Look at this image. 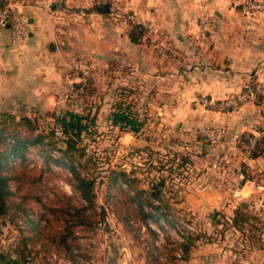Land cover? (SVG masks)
<instances>
[{
  "label": "crops",
  "instance_id": "0c3cea01",
  "mask_svg": "<svg viewBox=\"0 0 264 264\" xmlns=\"http://www.w3.org/2000/svg\"><path fill=\"white\" fill-rule=\"evenodd\" d=\"M5 1L22 10L28 23L17 43L8 28L0 29V112L19 118L62 111L80 94L110 102L112 115L119 100L141 122L142 116L156 115L150 130L162 135L163 142L165 133H172L182 139L180 143L147 142L140 135L144 127L148 129L144 124L138 131L117 124L115 129L120 130L127 153L138 150L137 159L129 160L140 165L148 161V145L154 150L151 154L169 148L192 151L191 183L173 190L164 187L170 198L162 191L156 201L168 213L187 210L204 222L210 239L190 246L188 264H264V191L259 188L264 186V155L248 157L245 139L248 134L264 136V96L227 111L197 101L225 99L240 94L248 84L264 85V11L245 10L250 0ZM201 4L209 17L204 42L198 24ZM106 5L109 11L102 12ZM129 12L151 27L137 42L131 38V24L119 16ZM154 43L167 50L155 49ZM83 64L94 70L89 94L83 92L84 72L75 70ZM95 113L103 116L101 107ZM204 128L219 135L209 138ZM183 140L191 142L183 145ZM178 161L170 164L172 181L185 176ZM140 170H133L132 163L125 170L139 185L132 187L116 175L108 186L118 191L122 183L121 192L131 195L137 189L147 191L148 183L142 180L146 175ZM243 213L249 219L240 220ZM165 222L175 223L171 217L161 222L163 227ZM130 249L128 264H151L149 252Z\"/></svg>",
  "mask_w": 264,
  "mask_h": 264
},
{
  "label": "rangeland",
  "instance_id": "374dc122",
  "mask_svg": "<svg viewBox=\"0 0 264 264\" xmlns=\"http://www.w3.org/2000/svg\"><path fill=\"white\" fill-rule=\"evenodd\" d=\"M83 65L86 66L89 64ZM85 66L80 67L79 65L75 68V70L79 73L80 71L84 72V70L86 69ZM90 72L91 74L86 78L88 81L83 80L85 76L83 75V84L86 82H91L94 70L91 68ZM78 75L81 78V74ZM248 85L245 86L242 92L246 90ZM92 88L93 86H91V83L88 87L85 84L83 86V92H86V90H92ZM122 92L123 91H121V93ZM120 102L123 103L124 101L119 100L117 101V104H115H121ZM247 102H244L243 104ZM110 104V102H98L92 100L91 97H88L86 95L80 96V94H78L76 99L66 102L65 109H62V111L55 110L51 112L44 111L42 113L36 112L32 115V118L36 120L37 125L39 126V131L42 130L46 134L51 133L53 130L55 132L57 131L55 133L56 135L54 136L58 137L57 142L61 146H65L66 142L64 135L61 133V124L59 119L62 118L64 114L68 116H71V114H73L81 117L82 124L86 126V130L82 132L81 140L78 144L79 148L84 149L83 151H81L82 155L78 156L79 158L77 159V163L78 168L80 169L82 174L89 179L94 180L93 189L96 196L95 206L93 208L89 207L88 204L77 195L78 193L69 182L68 179L72 177L71 171L67 167L52 164V171H47L44 173L48 187L45 189L44 194L42 192H39L38 195H41L46 205L52 208L70 206L69 203L63 201L62 195L65 194L67 196H70L72 198V201L70 202L71 205L76 207L77 209L84 210V215H86L87 223L77 224L73 228L74 238L72 239L73 250H71V252L66 251L64 246H61L60 248H57L55 246H44L43 243H45V241L42 240L43 238L36 242L30 241L29 253L31 252L32 256L34 257L32 264H128V261L130 260L128 259L129 249L131 246H134V249L138 251V254L140 252V248L149 252V256H151V258L149 257L151 259V264H161L163 262H166L168 264H177L174 254L175 249H173V247L167 246L168 244L173 243L176 240L175 236L172 235V232L170 233V230L175 226V224L170 226L167 222L163 223L164 229H162L166 234H168L166 235L167 245L157 243V232L153 235L147 229L145 222H143L141 218H139L137 212L130 210V205H128L129 211L131 213L129 220L127 222H124L121 219L122 214L120 212H122L124 208L122 202H119V200L124 199V195L121 192L123 185L122 183H120V187H118L117 189L118 191L112 190V188H110L108 185L111 178L116 175H122L121 173L124 172L128 176V174L130 173L126 172L125 170L129 167V164L132 163L133 170L137 172L140 169L145 168L144 166L146 163H151L152 161L150 160H156L155 163H151V165H148L146 167L147 170H140L141 172L144 171L143 173L146 175L145 180H142L144 181V183H148V193L151 192L152 186L154 187L156 185H159L161 182H163L165 189L168 188V190L184 187L185 185L191 183L190 178L193 177V170H191L190 166V162L192 160L191 155H193V153L191 150L187 149L176 151L173 148H169L165 153L160 152V154H158L157 152L155 154H151L152 151L154 152V150L151 148V145H148L149 150L146 151L148 153V161L144 162L143 160L142 164L140 165V161L136 160L134 162L129 160V158L137 159V154L139 152H137V149V151H130L128 153L125 151L122 140L120 138V130L115 129L116 125L113 123L111 110L114 107ZM100 107L102 109L103 116L98 117L95 111ZM147 114H149V111ZM155 116L156 115H145L141 117V120L144 121V125L147 126L148 129L144 127L143 132L140 135H143L144 139L147 142H152L155 145H166L168 143L169 145L174 146L175 144L180 143L179 140L182 139L174 137L172 133H165L166 137L163 138L166 141L163 142V140H160L162 135L150 130L149 126L151 125V122L155 120ZM21 117L22 116H20L19 118ZM77 125L78 124H76V130L79 127ZM118 125L120 124L117 123V126ZM201 134L203 135V133ZM190 142L191 141H182L183 145H189ZM81 152L79 151L78 154H81ZM53 153L55 155L59 154L58 151H53ZM142 155L145 158V155ZM30 156L34 159V163L30 165V168H35L34 174L38 175L40 172V170L38 169L44 166L43 157L38 153V149H31ZM177 158H179V165H183L181 173H185V176L183 177L182 174L177 170L178 173L181 174V180L172 181V179L170 180V169L172 168L170 167V164L177 160ZM188 159H190V161ZM165 166L166 168L161 170ZM162 171H164V173ZM171 173L173 172L171 171ZM168 179L169 181L167 182ZM138 182L135 184L139 185ZM164 187L160 189L161 193L165 190ZM27 189L33 190L32 187H25L23 191ZM23 191L16 193L11 198V200L14 202H21V195ZM118 192H120V195H113L114 193ZM163 195L167 199L170 198L168 193L165 191ZM157 199L159 198L153 197L154 201H157ZM26 206H29L26 208L32 207L34 212L29 213L32 218L37 219L40 213L39 211H46L41 207L39 203H37L36 199L34 198L26 201ZM14 212L15 211H12L11 209L10 215H13ZM46 215V218L52 219V226L57 228L62 224L58 219L55 218V213L48 212L46 213ZM169 215L171 216L173 223L177 221V218H182L185 221L193 222L194 224H196L199 230V234H195V236L190 237L195 238L200 234L207 235V232L204 231L203 227L204 222H198L196 218H194L193 214H190L187 210L169 212ZM58 216L61 217V215ZM249 216L252 217L253 220L256 219V216L254 214H249ZM42 222V224L44 225L46 224L47 220L43 219ZM154 225L158 227V224ZM22 232L25 236H30L31 233L27 229L25 220L22 217L17 218L16 222H12L9 214L1 216L0 252L10 253L15 257L14 249L20 242L21 238L24 236ZM53 254H55L56 257H53ZM131 254L132 252L130 253V255ZM154 256H156L157 259ZM186 259L188 261V264V255Z\"/></svg>",
  "mask_w": 264,
  "mask_h": 264
},
{
  "label": "trees",
  "instance_id": "16d2710c",
  "mask_svg": "<svg viewBox=\"0 0 264 264\" xmlns=\"http://www.w3.org/2000/svg\"><path fill=\"white\" fill-rule=\"evenodd\" d=\"M7 4L5 0H0V6L5 7ZM131 26L130 35L133 41H140L147 34L146 29L141 25L131 24ZM90 83L86 82L83 86L86 84L88 87ZM85 93H92V90H86ZM112 117L114 124L118 123L119 118H124L128 121L126 127L133 131H138L144 124V122L139 121L137 117L133 116L131 112L129 113L122 103L116 105ZM75 118H78L79 127L77 130L76 123L74 122ZM59 121L61 133L65 137V146H61L57 142L58 137L54 136L57 131L53 130L48 134L42 130L39 131V126L34 118L30 116L18 118L10 112H0V217L9 214L12 222H16L17 218L22 217L25 220L27 229L31 232L30 236H25L22 232L24 236L14 249L15 257L10 253L0 252V264H32L34 257L31 252L29 253V242H36L42 238L45 241L43 243L44 246H55L57 248L64 246L68 252L73 250V228L77 224L87 223V218L84 215V210L77 209L71 205L72 198L70 196L62 195L63 201L69 203L70 206L52 208L46 205L41 195H38L39 192L44 194L45 189L48 187L44 173L52 171V164L67 167L72 175L68 180L78 193L77 195L89 207L93 208L95 206L94 180L83 175L77 163L78 156L82 155L81 151L84 149L79 148L78 144L81 140L82 132L86 130V126L82 124L80 116L73 114L71 116L64 114ZM252 136L254 135H245L247 144H249V139ZM31 149H38V153L43 157L44 166L40 169L36 168L40 170L38 175L34 174L35 168H30V165L34 163V159L30 156ZM53 151H58L59 154L55 155ZM79 151L81 154H78ZM262 155H264V136H261L257 140L250 157L257 158ZM121 174L118 175L119 180L121 179L123 182L128 183V185H134L133 179H130L124 172ZM25 187H32L33 190L27 189L23 191ZM163 187V182H161L159 185L152 186L149 193L146 190L140 189H137L134 195H131L130 192L122 191L124 199L119 200V202H122L124 208L120 212L122 214L121 219L124 222L129 220L131 213L128 205H130V210L137 212L139 218L145 222L147 229L153 235L155 232L151 229L150 222H154L164 229L161 222L171 216L153 200V197L161 199L160 189ZM21 191H23L21 202L12 201L11 198ZM33 198L46 210L44 212L39 211L37 219L29 215L30 212H34L32 207L26 208L29 207L26 206V201ZM11 209L15 211V214L10 215ZM48 212L56 214L55 218L62 223L59 227L52 226V219L46 218V213ZM58 215H61V217ZM43 219L47 220L44 225L42 224ZM246 219H249V217L243 213L240 220ZM238 220L239 217L237 215L233 224H238ZM209 239L210 236L206 234L189 238L185 244V248L188 250L194 242L198 245L209 241Z\"/></svg>",
  "mask_w": 264,
  "mask_h": 264
},
{
  "label": "built area",
  "instance_id": "2783aa9c",
  "mask_svg": "<svg viewBox=\"0 0 264 264\" xmlns=\"http://www.w3.org/2000/svg\"><path fill=\"white\" fill-rule=\"evenodd\" d=\"M202 6V4H201ZM244 9L248 11H263L264 10V2L263 1H249L244 4ZM119 16L129 22L130 24H136L141 25L146 29L148 32L151 28L150 25L143 20L141 17H139L134 12L129 13H120ZM198 24H199V30H200V40L204 42L208 37V23H209V17L207 14V11L204 9V6H202V11L199 14L198 17ZM28 23V17L27 15L20 9H13L9 6H0V29H6L8 28L10 31V37L13 43H17L21 41L26 33V27ZM155 49H160L162 51L167 50V46H159L157 43L153 44ZM92 68L91 65H87L86 69L84 70V81H86L88 75L91 74L90 69ZM264 96V85L256 83V84H249L244 92L238 95H234L225 99L221 100H211L207 97H200L197 99L199 103H201L204 106L212 107L214 109L225 111V110H231L239 108L244 102H247L249 100H255L258 97ZM203 133L208 136L209 138L214 139L215 136H218L219 133L215 130H211L209 128H204ZM261 137V136H260ZM258 136H252L249 139V144L247 145L246 149V155L249 157L252 150L254 149L257 140L260 138ZM243 177V176H242ZM264 191V186H259ZM154 222H150V226L157 232L158 236V242L163 245H167L166 242V234L165 231L160 228L156 223L158 227H156ZM172 232V235L175 236L176 240L173 243L168 244L167 246L173 247L175 249V257L177 264H187V250L185 248V244L187 243L189 238H192L190 236H195V234H199V230L193 222L185 221L182 218H177V221L175 222V226L170 230V233ZM53 257H56L55 254L52 255ZM164 260V259H163ZM161 264H168L166 262H163Z\"/></svg>",
  "mask_w": 264,
  "mask_h": 264
},
{
  "label": "water",
  "instance_id": "95a60500",
  "mask_svg": "<svg viewBox=\"0 0 264 264\" xmlns=\"http://www.w3.org/2000/svg\"><path fill=\"white\" fill-rule=\"evenodd\" d=\"M107 11H109V6H108V5H106L105 8L102 9V12H107ZM9 27H10V26L8 25L7 28H9ZM74 122H75L76 124H78V118H75V119H74ZM118 123H119L120 125H127V124H128V121L125 120L124 118H119V119H118ZM77 126H78V125H77ZM216 215H217V212H214V213L211 215V219H215Z\"/></svg>",
  "mask_w": 264,
  "mask_h": 264
}]
</instances>
